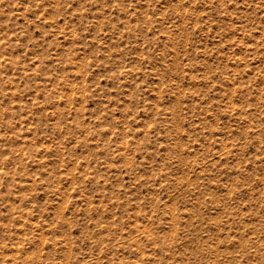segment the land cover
Returning <instances> with one entry per match:
<instances>
[{"label":"rangeland","instance_id":"rangeland-1","mask_svg":"<svg viewBox=\"0 0 264 264\" xmlns=\"http://www.w3.org/2000/svg\"><path fill=\"white\" fill-rule=\"evenodd\" d=\"M0 264H264V0H0Z\"/></svg>","mask_w":264,"mask_h":264}]
</instances>
